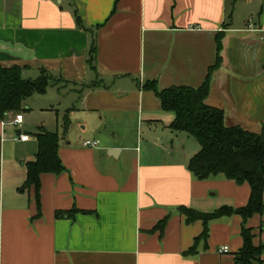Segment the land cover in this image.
Returning a JSON list of instances; mask_svg holds the SVG:
<instances>
[{
	"label": "crops",
	"instance_id": "1",
	"mask_svg": "<svg viewBox=\"0 0 264 264\" xmlns=\"http://www.w3.org/2000/svg\"><path fill=\"white\" fill-rule=\"evenodd\" d=\"M232 2L0 0V65L52 80L22 109L33 110L40 96V111L59 117L55 104L62 106L64 130L68 117L66 135L53 131L64 170L41 174L40 205L33 186L20 188L38 152L36 133L54 128L43 121L31 129L23 110L0 118V264H240L241 215L210 221L205 241L203 221L187 222L178 208L243 207L250 185L196 178L188 163L199 143L170 127L175 114L144 87H199L222 37L206 102L224 111L226 125L264 133V0ZM75 124L88 132L71 134ZM167 217L163 232L154 230ZM245 225L264 244V213Z\"/></svg>",
	"mask_w": 264,
	"mask_h": 264
},
{
	"label": "trees",
	"instance_id": "2",
	"mask_svg": "<svg viewBox=\"0 0 264 264\" xmlns=\"http://www.w3.org/2000/svg\"><path fill=\"white\" fill-rule=\"evenodd\" d=\"M222 37L217 38V58L210 66L203 83L197 87L173 86L159 89L155 81H149L145 88L152 90L160 99L161 107L171 111L175 118L170 127L177 132L192 135L200 145V150L190 159L189 170L200 180L217 175L234 180L238 184L248 183L251 193L248 203L239 208L223 206L213 212L204 213L188 207H179V212L186 216L187 222L202 220L203 233L198 237L207 241L210 221L233 214H239L244 220L241 229L242 249L236 253V261L240 264H263L264 244L254 243L255 233L245 221L254 214L264 213V133L247 130L240 125L228 126L222 109L210 106L206 99L209 95L213 73L222 63L220 55ZM97 53L94 38L90 47V64L93 66ZM23 66L5 67L0 65V118L9 112L22 110L23 102L35 94L46 93L52 82L50 75L42 71L36 79L23 76ZM68 126V117L65 130ZM38 152L36 158L27 163V179L21 191L34 187L40 205L39 195L42 173H61L64 165L59 157L60 135L57 132L41 128L36 133ZM76 211V210H74ZM72 211V212H74ZM72 212H70L72 214ZM61 216L62 212H58ZM168 217L160 221L154 230L163 232ZM195 247L186 253H195Z\"/></svg>",
	"mask_w": 264,
	"mask_h": 264
},
{
	"label": "rangeland",
	"instance_id": "3",
	"mask_svg": "<svg viewBox=\"0 0 264 264\" xmlns=\"http://www.w3.org/2000/svg\"><path fill=\"white\" fill-rule=\"evenodd\" d=\"M230 3H229V7L232 6V0H229ZM34 98H39V99H33V101H30L32 103L35 104V106H33V110H28L27 107H25L26 109H24L23 107V115L25 116V123L28 124L29 127H31V129H35V126L38 125V124H41L43 121L46 122V125L49 127V128H54L52 131H58L61 135L65 132V130L63 129V126H62V118L64 116H62V113L61 111L63 110L62 109V106H58L59 104H55V109H59L60 112H59V117L57 116V111H40V108H37V106H40L41 105V102L40 100H42V97L40 96H36ZM35 100V101H34ZM48 112V113H47ZM61 113V114H60ZM57 117H58V125H57ZM100 118V116H98ZM58 127V130L57 128ZM84 127V124H75L74 126H72V128L70 129L71 130V134L73 135H81L83 134L84 132H88L89 128L85 129L83 128ZM104 127V126H103ZM34 131V130H33ZM67 134V132H66ZM64 133V135H66ZM190 142L192 145H196L198 146V142L197 140L194 138V137H190ZM190 147V146H188Z\"/></svg>",
	"mask_w": 264,
	"mask_h": 264
},
{
	"label": "built area",
	"instance_id": "4",
	"mask_svg": "<svg viewBox=\"0 0 264 264\" xmlns=\"http://www.w3.org/2000/svg\"><path fill=\"white\" fill-rule=\"evenodd\" d=\"M22 119H23V115L21 113H18L13 117V119L11 120V123H13L14 125H20L22 123ZM83 144L85 146H92L95 144V142L90 141V140H85V141H83ZM220 252L221 253H228L229 248L225 246L220 250Z\"/></svg>",
	"mask_w": 264,
	"mask_h": 264
}]
</instances>
